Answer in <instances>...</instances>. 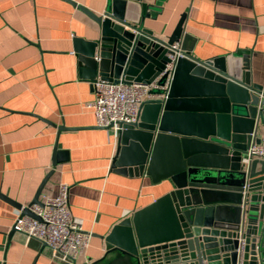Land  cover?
Listing matches in <instances>:
<instances>
[{"label": "crops", "instance_id": "crops-1", "mask_svg": "<svg viewBox=\"0 0 264 264\" xmlns=\"http://www.w3.org/2000/svg\"><path fill=\"white\" fill-rule=\"evenodd\" d=\"M122 1L127 22L168 41L183 20L181 47L202 61L225 57L236 75L247 66L264 85V0ZM71 2L102 16L111 0H0V193L23 206L49 173L39 201L66 184L73 218L92 233L76 262L91 264L103 257L112 227L170 185L111 169L116 141L85 108L92 82L79 78L74 52L75 38L94 41L100 31ZM60 126L69 130L58 133ZM17 216L0 199V264H57L39 241L9 235Z\"/></svg>", "mask_w": 264, "mask_h": 264}, {"label": "water", "instance_id": "water-1", "mask_svg": "<svg viewBox=\"0 0 264 264\" xmlns=\"http://www.w3.org/2000/svg\"><path fill=\"white\" fill-rule=\"evenodd\" d=\"M71 4L100 31L94 41L74 39L79 78L148 84L159 77L183 20L164 41L125 20V1L111 0L103 16ZM181 50L166 97L140 106L138 123L120 132L111 161L119 174L167 181L170 189L112 227L102 239L103 257L91 264H264V162L241 161L252 135L258 142L264 133V85L253 83L245 59L236 75L225 57L202 61ZM50 175L28 207L41 205ZM22 216L38 219L28 208Z\"/></svg>", "mask_w": 264, "mask_h": 264}, {"label": "built area", "instance_id": "built-area-1", "mask_svg": "<svg viewBox=\"0 0 264 264\" xmlns=\"http://www.w3.org/2000/svg\"><path fill=\"white\" fill-rule=\"evenodd\" d=\"M103 16V15H102ZM167 63L159 77L144 84L136 82H110L96 78L92 83L93 99L85 105L94 115L95 125L104 128L116 141L118 135L127 127L139 121L140 106L148 100L164 99L171 85L176 63L184 58L179 41L167 47ZM165 77L163 85L160 78ZM161 90V94L154 91ZM253 160L264 162V138L256 142L252 135L251 142L242 156V163ZM41 205H23L38 219L20 217V211L13 223L15 230L24 235L26 242L35 239L49 251V257L57 264H78L77 258L89 248L92 233L82 229L75 221L68 205V186L60 184L57 196L45 197Z\"/></svg>", "mask_w": 264, "mask_h": 264}]
</instances>
